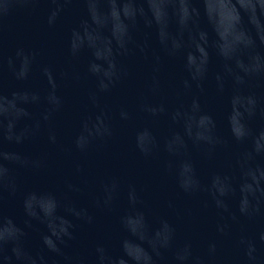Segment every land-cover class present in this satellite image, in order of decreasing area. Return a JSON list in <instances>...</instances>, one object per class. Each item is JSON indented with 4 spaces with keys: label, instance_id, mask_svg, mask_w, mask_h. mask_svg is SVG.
I'll use <instances>...</instances> for the list:
<instances>
[{
    "label": "water",
    "instance_id": "95a60500",
    "mask_svg": "<svg viewBox=\"0 0 264 264\" xmlns=\"http://www.w3.org/2000/svg\"><path fill=\"white\" fill-rule=\"evenodd\" d=\"M63 4L0 0V130L29 133L24 144L5 141L4 148L33 162H4L11 183L0 204V238L15 241L7 254L15 246L22 258L45 255L49 264H61L41 236L59 243L71 226L74 238L59 246L86 264H96L98 247L111 264H150V255L155 264H172L187 244L205 264H264V85L259 75H246L264 68V43L256 39L264 38V0ZM61 8L50 25L48 16ZM133 17L134 39L149 44L147 58L118 54ZM153 20L160 24L159 38ZM74 30L75 55L69 47ZM160 39L175 43L173 55ZM113 59L128 74L104 91ZM206 59L202 88H185L186 63L198 74ZM230 70L245 83L234 85ZM142 105L165 111L150 116ZM187 163L194 172L185 170ZM184 179L195 182L190 195L181 190ZM112 181L117 187L105 205L104 186ZM240 208L248 213L241 215ZM165 222L174 232L161 257L155 253L169 235ZM217 225L227 226L224 234ZM213 241L216 251L208 255Z\"/></svg>",
    "mask_w": 264,
    "mask_h": 264
},
{
    "label": "clouds",
    "instance_id": "9594fccd",
    "mask_svg": "<svg viewBox=\"0 0 264 264\" xmlns=\"http://www.w3.org/2000/svg\"><path fill=\"white\" fill-rule=\"evenodd\" d=\"M21 3L25 4H31L33 6L39 5L41 3V0H19ZM73 0H64L63 6H70L72 4ZM62 6V7H63ZM35 10V8L33 9ZM62 10L58 9L56 12L51 13L48 16V23L51 25L54 23L56 16L58 15L59 11ZM136 18L133 17L128 22V28L126 29L124 36L122 38V41L119 44V55H129L130 53L138 52L140 55L147 58L148 52H149V44L147 41L144 42H137L134 39L133 35V28L136 25ZM151 23H155L158 28L157 36L159 38V28L160 24L158 21L153 20ZM77 35V31H73V39H70L69 41V47L75 55L79 49L77 48L74 38ZM256 39H259L261 43H264V38L257 37ZM160 44L164 48V50L169 54L173 55L175 50V43L172 44V46H169L168 42L164 39H160ZM3 49V39L0 37V51ZM16 55L19 57L21 55H25V58H27V54L24 52L23 49H17ZM159 56H154V62L155 64H159ZM8 64L9 66L12 65V58H8ZM186 71L189 73V79L183 81V86L185 88H191L193 83H195L196 87L202 88V81L204 78H206L207 74V59L205 60L204 67L198 74H193L191 68L187 65H185ZM91 71V68L89 69ZM158 70V69H157ZM127 70L117 64L116 60L113 59L112 63L110 65V71L106 74L107 76V82L102 84V90L107 91L110 86H114L121 78L127 76ZM229 75L236 86H241L245 83L244 76L238 72H232L230 70ZM246 75H259L261 80V85H264V68H261V70L258 73H248ZM17 79H20L19 76H17ZM216 80L220 83V86H223V81L221 76L217 75ZM158 84V82H156ZM93 102H95V95L90 97ZM194 105L197 107L199 106V100L196 99L193 101ZM253 108L255 114V107L257 104V101L255 97L252 98ZM141 110L147 113L150 116H158L160 113H163L165 111V108L163 105H160L157 107H151L142 105ZM260 117L264 118V110L260 111ZM130 114L126 109H122L120 112L121 119L127 120L129 118ZM44 119H47V116L44 117ZM206 119L211 123V117H206ZM39 130V124L36 125L35 131L38 132ZM105 132L107 134H110V131L105 129ZM32 134H35L33 132ZM29 133L23 131V130H17L12 131L11 129L5 131L0 130V204H2L3 201V191L10 186L11 183V176H10V169L7 167V165L4 163L5 161L16 163L20 166H28L30 163H33L30 158L26 155H24L21 152H8L4 148V142L7 141L9 144H16V145H22L25 143L27 139H29ZM50 140L53 142L55 141V137H50ZM76 147L83 151L85 148V145L81 144L79 140L76 143ZM139 147V144H138ZM167 149L169 151H172L171 144L166 145ZM143 151V149H141ZM185 170L188 172H194V169L190 163H187L185 165ZM77 171H79V168H77ZM69 189L73 191H78L79 189L69 184ZM117 187L116 181H112L110 184H106L104 186V191L106 193L105 200L102 202L103 204H107L111 200V194L115 191ZM181 190L184 191L186 194H192L193 191H195V182L191 179H184L180 183ZM101 203L98 201V204ZM171 203L169 204V207H171ZM28 207V201H25V208ZM217 207H222L221 203L217 202ZM226 210V209H225ZM241 215H246L248 213V209L246 208H240L239 209ZM257 211H260V209H257ZM233 220H236L237 217L233 216ZM89 222L91 221V217H88ZM169 235L165 237V239L159 244L158 249L156 250L155 255L161 256L163 255V250H166L169 247L170 239H171V233L174 232V228H172L171 225H167V222H165ZM226 225H217V231L221 234L225 233ZM73 233L71 231V226H69L68 229L64 230V233L62 236L58 238L59 243H53L48 235H42L41 236V243L44 249L47 250L48 253H52L57 257L61 258V264H86V261L81 257H75V256H68L65 255L61 248L60 244H64L67 241H71L73 239ZM259 239L262 244H264V230H261L259 234ZM9 244H15V241L12 238H0V261L3 262V264H13V260L15 258L16 264H25V259L27 261V264H49V260L45 255H37V256H31L27 255L26 258H22L18 253L15 246L12 247V255L7 254L8 253V245ZM216 243L210 242L208 244V255H212L216 251ZM102 248H97V260L96 264H111V262L106 261V257L103 255H100L103 253ZM255 251V249H251L248 255L251 257V252ZM150 264H155V259L150 255L149 256ZM172 264H205L204 257L203 256H195L193 255L191 251V244L185 245L184 250H179L173 257Z\"/></svg>",
    "mask_w": 264,
    "mask_h": 264
}]
</instances>
